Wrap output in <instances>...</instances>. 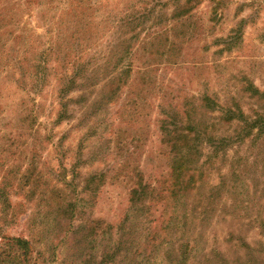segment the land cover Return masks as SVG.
<instances>
[{
  "label": "rangeland",
  "instance_id": "rangeland-1",
  "mask_svg": "<svg viewBox=\"0 0 264 264\" xmlns=\"http://www.w3.org/2000/svg\"><path fill=\"white\" fill-rule=\"evenodd\" d=\"M63 19L60 59L88 35L100 75L59 120L57 76L34 95L29 74ZM0 21V264H105L92 220L128 241L107 264H264V133H241L244 118L264 119V0H0ZM84 23L87 35L73 30ZM128 47L130 76L111 96L102 75ZM189 118L206 133L176 203L161 127ZM138 180L159 198L134 206Z\"/></svg>",
  "mask_w": 264,
  "mask_h": 264
},
{
  "label": "trees",
  "instance_id": "trees-1",
  "mask_svg": "<svg viewBox=\"0 0 264 264\" xmlns=\"http://www.w3.org/2000/svg\"><path fill=\"white\" fill-rule=\"evenodd\" d=\"M187 2V1H186ZM2 18V16H1ZM3 20V19H2ZM65 20L60 22L59 25V31L58 35L55 37V40H50L47 47L44 48L45 51L41 52L39 56H41L39 59L33 60L34 63L31 62V69L29 74V80H30V90L34 91L33 94L36 95L42 91V88L46 82H48L49 78L53 75L52 73H55V76L58 78V84H59V90H58V96H59V116L58 119H67L70 117V106L72 104L77 103V99L67 98L68 95L74 91H77L80 93V96H78L79 99H82L84 94V88L87 86V82L89 80L93 81L94 78H97L100 74H97L94 72H88V60L85 59V52L88 49V44L84 42V40L88 37L87 35V27L88 24H83V30H81L78 25H76V28L73 29L74 31H82L86 32L85 37L78 38L75 37L74 39V48L73 53L65 52L63 53V58L60 59L62 53L60 49V42L65 40L64 36V30L60 27L65 25ZM1 23V21H0ZM68 25V24H67ZM71 39V37H69ZM3 41L0 38V43ZM60 51V52H59ZM128 51V52H127ZM131 48L128 47L126 51L123 53L122 58L120 61L116 64H114L112 70L106 74H103L102 76L105 77V89L107 92L114 96L117 94V92L120 90L121 85L125 82V80L122 78V75H126V77L130 76L131 73V67L129 65H126V67H123L119 69L120 63L123 62L125 55L128 56L130 53ZM88 52V51H87ZM127 52V53H126ZM85 54V55H84ZM53 57V59H57L59 61V64L61 66L59 67V64H54L53 67H50L49 61ZM52 60V59H51ZM19 63H21V58H18L17 60ZM43 66V69L41 68ZM14 68V67H13ZM39 68L41 71H39ZM15 69V68H14ZM33 69L35 71L33 72ZM16 70H19V73L21 74V78H23V81H25L24 78V72L22 68V64H17L16 62ZM97 70L100 71V68ZM120 71L119 73H116L117 71ZM108 71V69H107ZM92 76V78H90ZM99 80V79H98ZM103 80V81H104ZM90 81V83H91ZM97 81V80H94ZM204 103L205 105L213 104V100H211L209 97H204ZM234 114H226L225 116L228 118V116H233ZM230 119V118H228ZM237 120H242V118L239 116L237 117ZM258 121L252 122V124H249V122L244 118V121H241L242 130L241 133H244V131H250L249 129L251 127H257L258 131H260V134L264 133V125L261 117L257 118ZM162 131V137L163 141L170 144L171 148L174 153V160L173 165L171 167V172L168 177V181H166V185L170 187L169 191L165 189V192H169L170 197L173 199L174 197L178 198L179 200L176 201V203H179L182 201L183 196L187 194L189 191V188L194 186L196 183L195 180V174L197 169L200 168V166H194L193 160L191 159L192 156L197 153V147L200 145L199 139L202 138V135L206 133L205 130L200 129V125L193 122L190 118L187 124V128H180L177 130H170L165 124L161 127ZM244 137H241L243 139ZM165 139V140H164ZM224 143V142H222ZM216 149V147H215ZM96 176V175H94ZM138 176V175H137ZM101 177L99 178V180ZM91 180V181H90ZM98 180V181H99ZM97 177H91L89 178V183H98ZM139 183H136V188H133L131 192L130 202L134 206H142V204L146 201V199H149V202L155 201L157 198H159L160 194H155L158 191L150 185L143 184L140 180H138ZM162 185H164V181L161 182ZM99 185V184H98ZM192 190V188L190 189ZM163 191V190H162ZM175 201V200H174ZM103 222L99 220H92L91 228L87 234V238H94L98 234H103L104 236H107L109 239V246L107 248V252L105 254V257L103 258V261L105 264L107 263H114L116 260V255L120 250L122 249V246L128 244V241H122V237L113 240L112 237V226L106 225L104 227H101L100 225ZM99 230L97 233L96 231ZM119 230H122L120 228ZM17 247L23 250L24 256L27 255V253L30 252V249L27 247L29 243L25 240L17 239ZM111 242L115 245L114 251H111ZM130 245V241H129ZM114 258V259H113ZM147 259H150L147 257ZM148 261V260H147ZM146 261V263H148ZM101 264V263H100ZM142 264V263H140Z\"/></svg>",
  "mask_w": 264,
  "mask_h": 264
}]
</instances>
